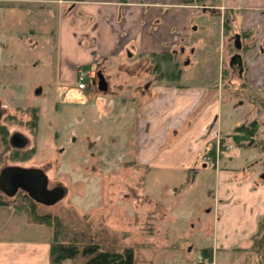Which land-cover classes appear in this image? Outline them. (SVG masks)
I'll return each instance as SVG.
<instances>
[{"label": "crops", "instance_id": "1", "mask_svg": "<svg viewBox=\"0 0 264 264\" xmlns=\"http://www.w3.org/2000/svg\"><path fill=\"white\" fill-rule=\"evenodd\" d=\"M43 3L54 8L55 17L52 21L37 10L36 19L27 18L22 32L38 40L25 42L15 33L26 19L14 17V8ZM229 12L237 18L233 34L244 35L240 51L233 34L230 39L223 31ZM35 51L42 56L40 66L30 69L29 60L18 64L21 80L30 79L14 85L23 94L28 87L53 82L57 96V87L75 85L81 68L89 75L103 72L108 92L105 70L115 74L144 61L154 74V55L160 53L182 62L174 80L155 77V91L143 111L134 108L136 159L168 174L191 172L202 191L209 184L211 193L198 197L210 199L214 221L211 236L197 243V257L206 264H264V0H0L1 71L9 55ZM235 54L241 65L231 60ZM227 71L231 93L224 94ZM118 95L123 94L114 92L108 99L126 101ZM210 149L221 150L219 162L209 170L192 169ZM183 260L180 264H193ZM0 264H53L51 240L0 238Z\"/></svg>", "mask_w": 264, "mask_h": 264}, {"label": "rangeland", "instance_id": "2", "mask_svg": "<svg viewBox=\"0 0 264 264\" xmlns=\"http://www.w3.org/2000/svg\"><path fill=\"white\" fill-rule=\"evenodd\" d=\"M14 9V17L26 19L25 23L19 19L17 25L22 24L23 28L21 26V31L15 34L29 43L36 42L38 38L22 32L27 18H35L37 10L45 11L52 21L55 17L54 8L45 3L17 5ZM234 18L231 25L222 26L225 37L230 39L233 32H237ZM48 40L51 42V38ZM51 57L53 62L54 52ZM28 60L30 69H33L31 64L40 66L42 56L36 51L30 55H9L7 65L2 68L4 70L0 68V124L7 127L9 136L20 134L26 140L25 146L18 150L20 155H15V158L12 150L3 153L0 170L10 165L41 168L48 177L49 188L60 186L65 189L63 199L53 206L34 204L36 216L55 219L61 226L59 234L62 239L58 235L57 241L78 238L82 244L95 242L108 251L130 248L134 264H180L183 257L191 259L193 264H206L201 256L197 257V243L202 244L211 236L214 216L210 199L207 196L200 199L198 193H211L207 191L209 184L202 191L201 183L192 181L191 172L185 176L179 174L180 170L168 174L152 170L151 165L141 164L136 159L130 121L136 113L134 108L139 113L149 104L155 91V77L159 74L156 71L152 74L148 63L138 61V64L119 73L105 70L110 85L104 95L97 88V74L100 72L97 70L89 71L87 86L82 90L71 84L59 86V94L55 96L52 82L28 87L30 92L23 94L14 85L30 80H21L18 74L20 61ZM229 76L222 88L224 94L231 93ZM238 84L239 81L236 88L240 89ZM35 88L43 89L44 93L36 95ZM4 92L7 95H3ZM114 92L122 93L115 97L126 101L109 100ZM103 99H107L104 106ZM56 103L58 109H55ZM34 108L38 120L33 128L31 109ZM210 151L196 158L192 169H211L219 162V157H215V161H205L206 156L212 157ZM1 196L10 203L6 207L15 210L12 205H17L18 194L13 198ZM8 212L0 209V238L48 239L53 243L51 225L35 223L31 215L29 217L24 212L10 213L11 216ZM27 221L43 226L33 227L26 224ZM84 263L85 259L78 256L65 260L63 264Z\"/></svg>", "mask_w": 264, "mask_h": 264}, {"label": "trees", "instance_id": "3", "mask_svg": "<svg viewBox=\"0 0 264 264\" xmlns=\"http://www.w3.org/2000/svg\"><path fill=\"white\" fill-rule=\"evenodd\" d=\"M226 17V16H225ZM233 17L225 18L224 25H231ZM228 26V25H227ZM233 30V29H232ZM227 34V33H226ZM235 34V33H234ZM233 34V35H234ZM240 36H244L241 35ZM232 44V43H231ZM234 50V49H233ZM154 71H156L159 76H166L169 79H175L178 77L180 71L178 63L173 59L172 53H160L154 55ZM88 71V69H84ZM89 79V78H88ZM88 79L86 82H88ZM32 112V123L31 126L34 128L37 126L38 116L36 115V109H31ZM8 130L5 125L0 124V160H2V155L5 151L12 150V155L15 158V155H20V151L12 149L8 144ZM212 155L211 159L215 161L214 149L210 151ZM18 200L17 205H12L15 210L19 212H24L26 215L32 217V220L35 223L51 225L54 231L53 243H51V262L53 264H62L65 260L75 259L80 256L85 259L84 264H134L133 262V253L130 248L123 249L122 251L116 250H104L95 242H87L82 244V240L78 238H70L69 240L57 241L59 234V229L61 226L57 224L55 219H50L46 216H36L34 211L33 202L25 193H18L16 198ZM7 201H5L0 195V206H8ZM262 227V225H261ZM262 229V228H261ZM264 230V227H263ZM60 238L62 237L59 236ZM62 239V238H61Z\"/></svg>", "mask_w": 264, "mask_h": 264}, {"label": "water", "instance_id": "4", "mask_svg": "<svg viewBox=\"0 0 264 264\" xmlns=\"http://www.w3.org/2000/svg\"><path fill=\"white\" fill-rule=\"evenodd\" d=\"M234 47L236 50L241 49L240 35L233 36ZM233 62L239 61L241 65V56L233 55L231 58ZM98 90L105 92L107 90V83L104 76L99 72ZM1 118V113H0ZM25 143L20 138L18 143L14 145L16 148L24 147ZM18 191H23L35 203L44 206H53L63 199L65 189L56 187L48 189V177L46 173L40 168L22 167L17 165L5 166L0 170V194L6 198H13L18 194Z\"/></svg>", "mask_w": 264, "mask_h": 264}, {"label": "built area", "instance_id": "5", "mask_svg": "<svg viewBox=\"0 0 264 264\" xmlns=\"http://www.w3.org/2000/svg\"><path fill=\"white\" fill-rule=\"evenodd\" d=\"M89 78V74H88V72L87 71H85L84 69H79L78 71H77V76H76V80H75V85H76V87L78 88V89H85V87L87 86L86 84V80ZM216 154H215V156L217 157H219V155H221V150H217L216 152H215ZM205 161H210L211 160V158L210 157H208V156H206L205 158Z\"/></svg>", "mask_w": 264, "mask_h": 264}, {"label": "flooded vegetation", "instance_id": "6", "mask_svg": "<svg viewBox=\"0 0 264 264\" xmlns=\"http://www.w3.org/2000/svg\"><path fill=\"white\" fill-rule=\"evenodd\" d=\"M234 36V35H233ZM240 41H241V37H240ZM233 42H234V40H233ZM233 45H234V43H233ZM241 46H242V43H241ZM241 50V49H240ZM240 50H238V51H240ZM97 88H98V82H97ZM57 105V106H56ZM56 105H55V109L56 108H58V104L56 103ZM0 113H1V118H2V109H1V103H0ZM1 118H0V120H1ZM22 139L23 140V142L26 144V140H25V138L22 136V135H20V134H12V135H10L9 136V138H8V144H9V146L12 148V149H15V150H21L22 148H16L14 145H16L17 143H18V139ZM25 146V145H24ZM34 168V167H33ZM41 169V168H40ZM43 171H45L44 169H42ZM48 183H49V181H48ZM56 187H58V186H54V187H51V188H49L48 187V189H54V188H56ZM60 187V186H59ZM1 193V192H0ZM18 193H25V192H23V191H18Z\"/></svg>", "mask_w": 264, "mask_h": 264}]
</instances>
